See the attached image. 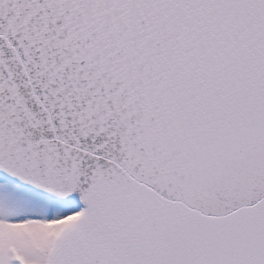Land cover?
I'll return each instance as SVG.
<instances>
[{"label":"snow or ice","instance_id":"obj_1","mask_svg":"<svg viewBox=\"0 0 264 264\" xmlns=\"http://www.w3.org/2000/svg\"><path fill=\"white\" fill-rule=\"evenodd\" d=\"M0 264H264V0H0Z\"/></svg>","mask_w":264,"mask_h":264}]
</instances>
